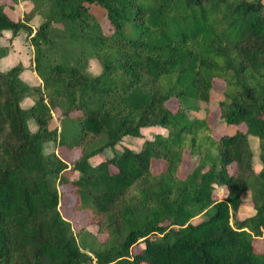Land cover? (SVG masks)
Wrapping results in <instances>:
<instances>
[{"label": "trees", "instance_id": "1", "mask_svg": "<svg viewBox=\"0 0 264 264\" xmlns=\"http://www.w3.org/2000/svg\"><path fill=\"white\" fill-rule=\"evenodd\" d=\"M13 1L40 4L14 21L0 0V34H28L41 84L23 79L22 64L0 69V264H264V0ZM35 14L46 19L36 33ZM54 24L64 27L60 54L49 50ZM217 80L220 118L236 127L219 139L190 114L210 103ZM128 138L142 147L117 151ZM185 151L197 165L181 178ZM154 162L166 169L155 174ZM65 186L103 249L85 251L88 227L77 233L61 214ZM247 192L252 213L240 220Z\"/></svg>", "mask_w": 264, "mask_h": 264}, {"label": "rangeland", "instance_id": "2", "mask_svg": "<svg viewBox=\"0 0 264 264\" xmlns=\"http://www.w3.org/2000/svg\"><path fill=\"white\" fill-rule=\"evenodd\" d=\"M4 4H6V12L10 16L11 19L14 21H24L26 17L34 12H37L39 9V5L37 3L32 2H18L15 3L13 0H2ZM92 14L95 15V17L101 22L102 27L104 31L107 34H111L113 32V27L110 24V21L107 17L106 12L101 9L100 7H93L91 10ZM45 18L43 14H35L32 20L29 22V24L33 27L34 33L38 30L39 26L42 25L45 22ZM55 30L53 31L52 37L54 39V43L52 45V52L54 54H60L64 52L65 49H63V46L60 44V40L62 38V30H64V27L62 24H54ZM19 38V39H18ZM18 42V43H17ZM0 47L2 48H8L9 52L5 54L3 58L0 59V69L2 71H7L11 69L12 67L22 64L23 66V73L22 77L24 78L25 75H30L27 78L32 82V78L37 80L39 79L37 72L35 71V57H36V51L35 48L32 46L30 38L28 37V34L26 32H22L19 36L14 37L13 33L11 31H4L0 34ZM46 48V47H45ZM46 50V49H45ZM72 50V49H70ZM68 50V51H70ZM73 51V50H72ZM66 54V53H65ZM90 71L94 74H98L101 71V64L98 60L92 59L90 61ZM13 63V64H12ZM28 84H30L29 81L25 80ZM31 85V84H30ZM224 91H225V84L222 81H215V89L212 93L211 100L209 104H201V108L197 112H190V114L193 117H196L198 119L204 120L207 119L208 123L212 126L214 132L213 137L216 139L221 138L224 135H231L234 134L236 131V127H229L220 118V110H219V103L224 99ZM29 101L35 102L38 97L33 95ZM168 107L176 112L178 110L179 104L176 99H172L168 104ZM24 106L26 105V100L24 101ZM208 107V108H207ZM206 108L209 109V112L206 111ZM57 127L62 128L63 126V119L60 117H57ZM73 126V122L68 123L67 130L69 131ZM28 127L30 132H36L37 131V125L34 119H30L28 121ZM241 130H245L246 128L244 126L240 127ZM164 131L160 129H149V130H143V134L149 138H154L157 134L163 133ZM165 134V133H163ZM97 145H100L98 143ZM143 145V140H139L136 138H128L126 140V143L118 145L117 151H122L123 148H130L132 150H138ZM50 147L45 149V151L48 153L50 150ZM256 152V151H255ZM113 155L112 152H105L103 155H97L92 159V162L96 165L103 161L105 158H109ZM79 156L78 152H75L70 155V158L66 161H68L69 164H71L75 157ZM197 165V159L192 158L188 151H185L184 157H183V165L181 166V169L179 171V176L181 178H185ZM166 169V165L164 162H154L153 163V170L155 174H159L162 171ZM231 172L235 171V167L230 168ZM73 189L69 186L60 187L59 191L62 192V198L60 199L59 209L63 217L68 220L75 232L79 233L82 228L88 227L87 232L83 233L79 236V242L82 245V247L85 249V251H93L96 249H103L104 246L101 244V242L97 239V228L95 226L90 225V216L87 212H81V213H75L74 208L76 205V198L73 195ZM225 188H219L216 191V196L224 197L227 196V193L225 192ZM225 192V194H224ZM223 197V198H224ZM244 204L239 212V219L244 220L252 213V195L250 192H247L243 196ZM105 240L104 238H101V241ZM83 243V244H82ZM263 242L258 241L256 246L257 250L260 252L263 247ZM142 248V245L137 246L134 248L133 252L136 253ZM92 254V253H91Z\"/></svg>", "mask_w": 264, "mask_h": 264}, {"label": "crops", "instance_id": "3", "mask_svg": "<svg viewBox=\"0 0 264 264\" xmlns=\"http://www.w3.org/2000/svg\"><path fill=\"white\" fill-rule=\"evenodd\" d=\"M19 39V38H18ZM18 43V42H17ZM13 64V63H12ZM28 76H30V75H28V73H27V75H25V77L23 78L24 80H27V81H29L30 82V84H31V86H38V85H40L41 84V79L39 78V79H37V80H35V79H33L32 78V82L27 78ZM31 77V76H30ZM32 97V96H31ZM30 97V98H31ZM30 99H27L26 100V105L29 107V106H31L32 104H34V101L33 102H31V101H29ZM226 192V191H225ZM225 192H224V194H225ZM227 193V192H226ZM223 197H224V195H223ZM223 197H221V196H218L217 195V198H220L221 200H223L224 198Z\"/></svg>", "mask_w": 264, "mask_h": 264}]
</instances>
